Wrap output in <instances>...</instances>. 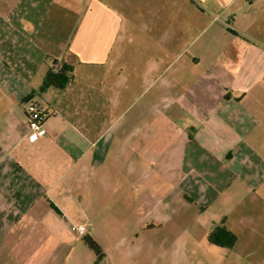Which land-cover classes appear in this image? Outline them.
<instances>
[{"label": "crops", "instance_id": "obj_1", "mask_svg": "<svg viewBox=\"0 0 264 264\" xmlns=\"http://www.w3.org/2000/svg\"><path fill=\"white\" fill-rule=\"evenodd\" d=\"M55 63L72 81L39 92ZM121 76L155 90L159 139L151 125L110 130L121 116L105 90ZM32 107L47 115L34 141ZM154 184L195 205L209 234L235 235L211 243L225 264H264V0H0L4 264L97 263L117 195L139 188L147 203Z\"/></svg>", "mask_w": 264, "mask_h": 264}, {"label": "rangeland", "instance_id": "obj_2", "mask_svg": "<svg viewBox=\"0 0 264 264\" xmlns=\"http://www.w3.org/2000/svg\"><path fill=\"white\" fill-rule=\"evenodd\" d=\"M77 81L82 82L80 77H77ZM120 81L114 90H105V98L110 101H106V106L114 117L121 116L115 124L109 122L110 125L114 124L110 130L128 133L137 127L142 132H148L151 125L154 136L159 139L161 126L165 123L155 115L151 116L148 105L150 100H155V90H147L145 84L138 83L130 88L127 80L122 78ZM132 116H136L135 121L131 119ZM107 163H110V159H107ZM153 168L152 172L156 173L157 170ZM140 174L141 170L137 175ZM119 178H129L126 168ZM152 188L153 196L147 203H144L139 188L131 196L124 191L117 195L114 212L118 215L105 224V227H115L113 233L96 235L101 239L107 256L91 264H225L227 252L216 248L209 240V225H205L208 218H197L198 208L195 205L179 201L176 196L166 197L165 192L169 187H156L154 184ZM140 200L143 202L139 203ZM148 212L150 217L144 218ZM160 214L163 221L159 222L157 217ZM141 222L144 224L139 225ZM84 247L95 256L88 245ZM84 262L89 264L87 259ZM0 264H4V231L1 226Z\"/></svg>", "mask_w": 264, "mask_h": 264}, {"label": "trees", "instance_id": "obj_3", "mask_svg": "<svg viewBox=\"0 0 264 264\" xmlns=\"http://www.w3.org/2000/svg\"><path fill=\"white\" fill-rule=\"evenodd\" d=\"M56 63L51 67L48 72L44 83L39 92H44L50 87L61 88L63 85L70 83L72 81L71 73L72 69L63 65L59 71H55ZM35 92L31 93L28 98L25 100L26 102L30 100L34 96ZM209 240L212 244L223 245V240L226 241L228 247H233L236 242V237L230 231H228L225 227L216 228L209 236ZM84 241L90 247V249L97 255L101 253V249L96 241L90 237L85 236Z\"/></svg>", "mask_w": 264, "mask_h": 264}, {"label": "built area", "instance_id": "obj_4", "mask_svg": "<svg viewBox=\"0 0 264 264\" xmlns=\"http://www.w3.org/2000/svg\"><path fill=\"white\" fill-rule=\"evenodd\" d=\"M47 115L40 109L30 108L28 116L29 131L26 135L27 139L34 141L37 137L44 132V124L46 122ZM70 230L78 236H83L86 233V226H70Z\"/></svg>", "mask_w": 264, "mask_h": 264}]
</instances>
